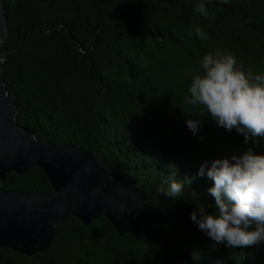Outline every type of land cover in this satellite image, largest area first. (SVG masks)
<instances>
[{"label": "trees", "instance_id": "obj_1", "mask_svg": "<svg viewBox=\"0 0 264 264\" xmlns=\"http://www.w3.org/2000/svg\"><path fill=\"white\" fill-rule=\"evenodd\" d=\"M3 9L0 51L13 53L4 58L2 80L15 98L17 123L129 174L148 204L156 205L159 189L176 180L184 182L183 193L168 200L213 213L211 181L197 176L199 166L249 148L264 155V140L245 143L203 106L187 103L205 55H232L245 72L264 76V0H4ZM189 118L200 121L195 135ZM0 186L52 192L39 168L10 172ZM170 257L264 264V243L218 244L190 215L177 226L126 235L104 217L85 225L71 216L55 226V242L43 253L0 248V264H158Z\"/></svg>", "mask_w": 264, "mask_h": 264}, {"label": "water", "instance_id": "obj_2", "mask_svg": "<svg viewBox=\"0 0 264 264\" xmlns=\"http://www.w3.org/2000/svg\"><path fill=\"white\" fill-rule=\"evenodd\" d=\"M3 3L0 0V46L7 35ZM12 53L0 51V183L10 172L22 175L39 168L52 192L20 193L0 186V248L24 256L43 253L55 242V226L71 216L85 225L104 217L119 235H126L151 225L177 226L183 217L198 211L180 208L165 196L150 205L129 174L109 171L81 147L38 139L19 125L15 98L2 80L4 58ZM158 264L189 263L170 257ZM197 264L223 263L211 259Z\"/></svg>", "mask_w": 264, "mask_h": 264}, {"label": "clouds", "instance_id": "obj_3", "mask_svg": "<svg viewBox=\"0 0 264 264\" xmlns=\"http://www.w3.org/2000/svg\"><path fill=\"white\" fill-rule=\"evenodd\" d=\"M197 11L205 12L203 5ZM196 32L204 35L199 28ZM201 68L202 74L192 78L187 103L203 106L218 127L242 134L245 143L264 140V76L245 72L232 55H205ZM186 124L193 135L198 132L199 120L189 118ZM197 176L211 181L207 191L215 207L213 213L204 207L190 213L199 230L234 249L264 243V155L249 148L239 156L204 161ZM183 189V181L172 180L159 191L177 199Z\"/></svg>", "mask_w": 264, "mask_h": 264}, {"label": "bare ground", "instance_id": "obj_4", "mask_svg": "<svg viewBox=\"0 0 264 264\" xmlns=\"http://www.w3.org/2000/svg\"><path fill=\"white\" fill-rule=\"evenodd\" d=\"M145 194V193H144Z\"/></svg>", "mask_w": 264, "mask_h": 264}, {"label": "rangeland", "instance_id": "obj_5", "mask_svg": "<svg viewBox=\"0 0 264 264\" xmlns=\"http://www.w3.org/2000/svg\"><path fill=\"white\" fill-rule=\"evenodd\" d=\"M68 219V218H67Z\"/></svg>", "mask_w": 264, "mask_h": 264}]
</instances>
